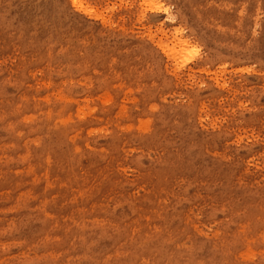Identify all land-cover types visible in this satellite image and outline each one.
I'll use <instances>...</instances> for the list:
<instances>
[{
	"label": "rangeland",
	"instance_id": "374dc122",
	"mask_svg": "<svg viewBox=\"0 0 264 264\" xmlns=\"http://www.w3.org/2000/svg\"><path fill=\"white\" fill-rule=\"evenodd\" d=\"M0 264H264V0H0Z\"/></svg>",
	"mask_w": 264,
	"mask_h": 264
}]
</instances>
